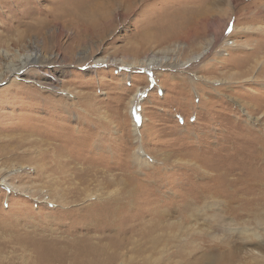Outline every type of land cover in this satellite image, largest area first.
<instances>
[{
	"label": "rangeland",
	"instance_id": "obj_1",
	"mask_svg": "<svg viewBox=\"0 0 264 264\" xmlns=\"http://www.w3.org/2000/svg\"><path fill=\"white\" fill-rule=\"evenodd\" d=\"M205 1L0 0V264H264V0Z\"/></svg>",
	"mask_w": 264,
	"mask_h": 264
},
{
	"label": "bare ground",
	"instance_id": "obj_2",
	"mask_svg": "<svg viewBox=\"0 0 264 264\" xmlns=\"http://www.w3.org/2000/svg\"><path fill=\"white\" fill-rule=\"evenodd\" d=\"M149 1L150 0H101V3L98 4V6H97V10L99 12L98 16L96 18H94V20L91 18L92 19V21H91L92 25L86 24L83 22V25L81 26V22L79 21V19L76 18L75 15L71 14L70 16H68L69 20H67V23H65V26H70L76 32V35L80 34L79 28H81L85 33H89L91 31H94L92 33V36L98 35V36L102 37L103 34L101 32L102 31L105 32L106 30L111 29L112 27L110 28L109 24L113 25L112 23L114 22V20L111 17L112 16L111 15L112 14V6L120 9V11H117V12L122 13L124 16L130 10H133L138 5L143 10L145 5H147V7L149 6L147 4V3H149ZM253 2H252V0H206L205 2H202L200 6H198L199 9L197 10V12H198V16L201 18V19H199V21H201V22L209 21V22L213 23V25L210 28L213 43H216L220 40V38L223 36L226 29H228V26L231 25V22H235L237 24L241 20H244V19H247V18L254 16L255 13H253V11H251V8L253 7V5H252ZM263 8H264V6H263ZM263 8H258V11L263 10ZM263 12H264V10H263ZM195 14H197V13H195ZM182 20H184V19H182ZM190 22L192 23V21H190ZM191 23H189L188 25L185 24V26H181V29L177 28L176 30L171 31V33H167L164 35L162 34L163 35V36H161L162 38L160 37L161 39L160 40L157 39V41L159 42V44H162L166 40H175V39L180 40V39H182V40H184V42L185 41L188 42V44H189L188 46L194 47L196 44V39H197L195 35H197V33L196 32L191 33V30H193V28L191 29V27H190ZM177 24H179V23H177ZM205 24H206V22H205ZM235 26H237V25H235ZM107 27H109V28H107ZM176 27H177V25H176ZM198 28H200V27H198ZM261 41L259 43H257V45L254 46L255 48L251 49L253 56L258 54L260 51L264 50V39L262 42ZM251 50H250V53H251ZM44 63H46V62L40 61V64H44ZM263 66H264V62L262 64L261 68Z\"/></svg>",
	"mask_w": 264,
	"mask_h": 264
}]
</instances>
